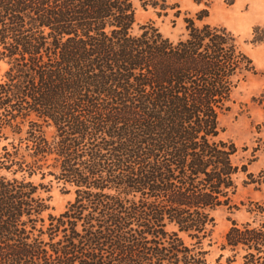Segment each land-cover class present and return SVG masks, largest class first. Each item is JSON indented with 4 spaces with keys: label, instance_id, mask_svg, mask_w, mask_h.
I'll list each match as a JSON object with an SVG mask.
<instances>
[{
    "label": "trees",
    "instance_id": "obj_1",
    "mask_svg": "<svg viewBox=\"0 0 264 264\" xmlns=\"http://www.w3.org/2000/svg\"><path fill=\"white\" fill-rule=\"evenodd\" d=\"M138 6L180 15L170 0H0V264H209L239 176L264 185L219 139L255 73L237 37L191 18L175 42L134 34ZM54 183L73 192L58 215ZM213 264H264V223L233 222Z\"/></svg>",
    "mask_w": 264,
    "mask_h": 264
},
{
    "label": "rangeland",
    "instance_id": "obj_2",
    "mask_svg": "<svg viewBox=\"0 0 264 264\" xmlns=\"http://www.w3.org/2000/svg\"><path fill=\"white\" fill-rule=\"evenodd\" d=\"M179 6L180 15L173 16L159 13L151 7L138 6L133 33L141 32V27L153 25L165 37L172 41L186 36L184 18H191L196 25L203 23L213 27H226L238 39L240 49L251 59L255 73L248 76L234 91L230 109L220 115L219 122L223 132L219 139L231 141L238 149L235 161L248 164V173L257 179H264V0H170ZM203 10L207 17L202 22L196 20ZM52 131L51 129L47 130ZM4 142H0V146ZM49 179V178H47ZM246 175H240L238 189L232 197V206L222 207L214 212L215 227L210 237L203 241L206 259L213 264L226 231L232 223L246 222L257 226L264 223V213L250 212L257 210V204L264 206V185H242ZM50 211L54 215L63 212L67 203L72 201L73 192L65 193L62 184H53L48 194ZM185 238V237H184ZM187 243H190L186 239Z\"/></svg>",
    "mask_w": 264,
    "mask_h": 264
}]
</instances>
